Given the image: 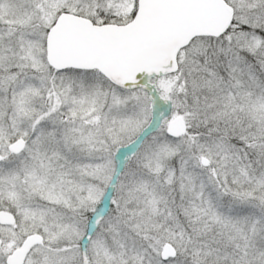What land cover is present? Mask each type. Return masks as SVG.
Instances as JSON below:
<instances>
[{
	"label": "snow or ice",
	"instance_id": "1",
	"mask_svg": "<svg viewBox=\"0 0 264 264\" xmlns=\"http://www.w3.org/2000/svg\"><path fill=\"white\" fill-rule=\"evenodd\" d=\"M0 264H264V0H0Z\"/></svg>",
	"mask_w": 264,
	"mask_h": 264
}]
</instances>
